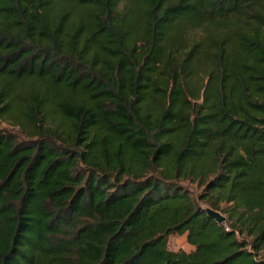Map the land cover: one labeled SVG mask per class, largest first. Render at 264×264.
I'll use <instances>...</instances> for the list:
<instances>
[{
	"label": "trees",
	"instance_id": "1",
	"mask_svg": "<svg viewBox=\"0 0 264 264\" xmlns=\"http://www.w3.org/2000/svg\"><path fill=\"white\" fill-rule=\"evenodd\" d=\"M0 121V264H264V0H0Z\"/></svg>",
	"mask_w": 264,
	"mask_h": 264
},
{
	"label": "rangeland",
	"instance_id": "2",
	"mask_svg": "<svg viewBox=\"0 0 264 264\" xmlns=\"http://www.w3.org/2000/svg\"><path fill=\"white\" fill-rule=\"evenodd\" d=\"M73 15H74V13L72 14V16ZM0 132L1 133H9L10 135H13V136L17 137L19 139V141H24V140L27 139L25 136L20 135L17 127H12L11 125H9L8 123L3 122V121H0ZM182 187L184 189L188 190L189 192H191V194L194 197L198 193V191L195 189V186L194 185H190L188 183H183L182 184ZM167 247L171 251L183 250L185 252H190L192 250V248L186 244L183 236H181V237H174V238L173 237L172 238L170 237L168 239V242H167Z\"/></svg>",
	"mask_w": 264,
	"mask_h": 264
},
{
	"label": "water",
	"instance_id": "3",
	"mask_svg": "<svg viewBox=\"0 0 264 264\" xmlns=\"http://www.w3.org/2000/svg\"><path fill=\"white\" fill-rule=\"evenodd\" d=\"M200 207L204 211L205 215L208 218L212 219L215 223L221 224L224 222V217L219 212L212 210L210 208H207L205 206H202V205H200Z\"/></svg>",
	"mask_w": 264,
	"mask_h": 264
},
{
	"label": "built area",
	"instance_id": "4",
	"mask_svg": "<svg viewBox=\"0 0 264 264\" xmlns=\"http://www.w3.org/2000/svg\"><path fill=\"white\" fill-rule=\"evenodd\" d=\"M176 237V236H173V238ZM172 238V237H171Z\"/></svg>",
	"mask_w": 264,
	"mask_h": 264
}]
</instances>
